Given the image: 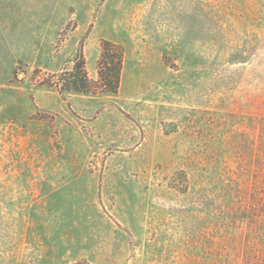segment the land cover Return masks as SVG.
<instances>
[{"label":"rangeland","instance_id":"obj_1","mask_svg":"<svg viewBox=\"0 0 264 264\" xmlns=\"http://www.w3.org/2000/svg\"><path fill=\"white\" fill-rule=\"evenodd\" d=\"M0 264H264V0H0Z\"/></svg>","mask_w":264,"mask_h":264},{"label":"trees","instance_id":"obj_2","mask_svg":"<svg viewBox=\"0 0 264 264\" xmlns=\"http://www.w3.org/2000/svg\"><path fill=\"white\" fill-rule=\"evenodd\" d=\"M123 50L116 43L101 40V51L97 61V78L88 77L85 68V58L81 48L73 59L70 70L52 73L49 78L41 83L55 87L59 92H101L113 94L117 91L122 68Z\"/></svg>","mask_w":264,"mask_h":264}]
</instances>
